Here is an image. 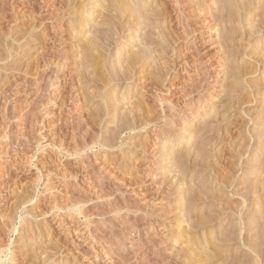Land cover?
Returning a JSON list of instances; mask_svg holds the SVG:
<instances>
[{
    "label": "rangeland",
    "instance_id": "1",
    "mask_svg": "<svg viewBox=\"0 0 264 264\" xmlns=\"http://www.w3.org/2000/svg\"><path fill=\"white\" fill-rule=\"evenodd\" d=\"M106 1L0 0V264H264V0Z\"/></svg>",
    "mask_w": 264,
    "mask_h": 264
},
{
    "label": "bare ground",
    "instance_id": "2",
    "mask_svg": "<svg viewBox=\"0 0 264 264\" xmlns=\"http://www.w3.org/2000/svg\"><path fill=\"white\" fill-rule=\"evenodd\" d=\"M96 1L98 2V0H96ZM103 1H105V0H103ZM130 1L132 2V0H107L106 3H108V6H109L112 10L116 11L117 14H118L119 12H122L121 14H123V13H126V14H127V13H128V14L131 15V14L134 13L133 15H136L135 12H137V9H138V10L140 9V8H139V5H138V7H137V4H136L135 6H136L137 8L135 9V8H134L135 6L133 7ZM133 1H134V0H133ZM101 2H102V0H100V3H101ZM134 2H136V1H134ZM106 3H105V6L107 7ZM136 3H137V2H136ZM142 3H144V2H142ZM230 3L232 4V2L229 1V5H231ZM234 4H235V3H234ZM234 4H233V5H234ZM94 5H95V4H94ZM140 5H141V4H140ZM144 5H145V3H144ZM154 5H155V4H154ZM142 6H143V5H142ZM234 6H236V5H234ZM234 6H233V7H234ZM132 7H133V8H132ZM154 7H155V6H154ZM231 7H232V6H231ZM96 8H97V7H96ZM100 8H101V6H100ZM102 8H103V7H102ZM146 8H147V6H146ZM146 8L144 7V9H146ZM234 8H235V7H234ZM104 9H108V8H104ZM132 9H134V10L132 11ZM144 9L141 8V10H144ZM210 9H211V8H210ZM235 9H236V8H235ZM237 9H238V8H237ZM240 9H241V8H240ZM240 9H239V10H240ZM243 9H244V8H243ZM245 9H246V8H245ZM96 10H97V9H96ZM101 10H102V9H101ZM109 10H110V9H109ZM135 10H136V11H135ZM146 10H147V9H146ZM216 10H217V8H216ZM218 10H219V9H218ZM248 10H249V9H248ZM102 11H103V10H102ZM105 11H107V10H105ZM110 11H111V10H110ZM131 11H132V12H131ZM134 11H135V12H134ZM144 11H145V10H144ZM144 11H143V12H144ZM233 11H234V10H233ZM237 11H238V10H236V12H237ZM88 12H89V11H88ZM139 12H141V11L139 10ZM147 12H149V11H147ZM147 12L145 11L144 13H147ZM239 12H240V11H239ZM239 12H238V14H239ZM259 12H260V11H259ZM262 12H263V11H262ZM106 13H108V12H106ZM109 13H110V12H109ZM109 13H108V14H109ZM141 13H142V12H141ZM141 13H140V14H141ZM234 13H235V12H234ZM234 13H233V14H234ZM83 14H84V13H83ZM83 14H82V15H83ZM110 14H111V13H110ZM114 14H116V13H114ZM121 14H120V16H121ZM126 14H124V15H126ZM128 14H127V16H129ZM137 14H139V13H137ZM140 14H139V15H140ZM147 14H148V13H147ZM147 14H146V15H147ZM149 14L151 15V13H149ZM240 14H241V13H240ZM84 15H86V14H84ZM124 15H122V17H123ZM141 15L144 16L145 14H141ZM141 15H140V16H141ZM153 15H154V14H153ZM235 15H236V14H235ZM258 15H260V14H258ZM263 15H264V14H263ZM86 16H87V15H86ZM89 16H90V15H88V17H89ZM94 16H95V15H94ZM94 16H91L92 19H94V18H93ZM100 16H101V15H100ZM103 16H104V15H103ZM109 16H110V15H109ZM111 16H113V15H111ZM120 16H118L116 19H118ZM127 16H126V17H127ZM147 16H148V15H147ZM147 16H144V17H147ZM160 16H161V15H160ZM261 16H262V15H261ZM84 17H85V16H84ZM104 17H105V16H104ZM122 17H120V19H121ZM124 17H125V16H124ZM130 17H131V16H130ZM134 17H135V16H134ZM134 17H131V19H133ZM137 17H138V16H137ZM137 17H135L134 20L137 19ZM148 17H149V16H148ZM158 17H159V15H158ZM214 17H216V16H214ZM233 17H234V16H233ZM259 17H260V16H259ZM113 18H115V17H113ZM138 18H139V17H138ZM140 18H141V17H140ZM140 18H139V20H140ZM142 18H143V17H142ZM257 18H258V16H257ZM89 19H90V18H89ZM127 19H128V18H127ZM127 19H126V21H127ZM131 19H130V20H131ZM143 19L145 20V18H143ZM147 19H148V18H147ZM151 19H152V17H151ZM260 19H261V17H260ZM263 19H264V18H263ZM90 20H91V19H90ZM90 20H89V21H90ZM111 20H112V19H111ZM254 20H255V19H254ZM261 20H262V19H261ZM135 21H136V20H135ZM146 21H147V20H146ZM82 22H83V21H82ZM84 22H85V21H84ZM114 22H115V21H114ZM127 22H128V21H127ZM130 22H132V21H130ZM253 22H254V21H253ZM256 22H257V21H255V23H256ZM261 22H262V21H261ZM263 22H264V20H263ZM108 24H109V23H108ZM129 24H130V23H129ZM129 24H128V25H129ZM100 25H101V24H100ZM124 25H125V24H124ZM147 25H148V24H147ZM151 25H152V24H151ZM151 25H150V26H151ZM254 25H255V24H254ZM258 25H259V23H258ZM260 25H261V23H260ZM104 26H105V24H104ZM115 26H116V25H115ZM256 26H257V24H256ZM261 26H262V25H261ZM84 27H85V26H84ZM116 27H117V26H116ZM124 27H125V26H124ZM152 27H153V26H152ZM259 27H260V26H259ZM154 28H155V27H154ZM116 29H117V28H116ZM118 29H120V27H119ZM260 29H261V28H260ZM260 29H259V30H260ZM238 30H239V29H238ZM96 32H97V31H96ZM218 34H220V33H218ZM165 36H166V35H165ZM219 36H220V35H219ZM84 37H85V36H84ZM91 39L93 40L94 38H91ZM91 39H90V41H92ZM85 40H86V38H85ZM85 40H84V41H85ZM94 40H95V39H94ZM165 40H166V39H165ZM88 41H89V40H87V43H89ZM94 42H95V41H94ZM96 42H97V41H96ZM96 42L93 43V41H92V43L90 42V43L88 44V46H87V43H86V44L84 43L83 45L87 46L86 48H85V46H83V47H84V51H89V50H91V49H93V50L95 51V49L99 46V45L97 44V47H96ZM83 47H82V48H83ZM100 48H101V47H100ZM102 49H103V48H102ZM96 50H97V49H96ZM146 50L149 51L148 48H146ZM141 51H142V50H141ZM141 51H140V52H141ZM89 52H90V51H89ZM100 52H101V50H100ZM87 53H88V52H86V54H87ZM90 53H91V52H90ZM92 53H94V52H92ZM143 53H144V52H143ZM145 53H146V52H145ZM145 53H144V54H145ZM99 54H100V53H99ZM101 54H102V53H101ZM140 54H141V53H140ZM140 54H138V55H140ZM147 54H148V53H147ZM102 55H103V54H102ZM93 56H94V55H93ZM98 56H99V55H98ZM136 56H137V55H136ZM96 57H97V56H96ZM104 57H105V56L103 55L102 58H104ZM137 57L140 58L139 56H137ZM147 57H148V56H147ZM98 58H99V57H98ZM98 58H96V59H98ZM105 58H106V57H105ZM129 58H130V57H129ZM131 58H132V57H131ZM142 58H145V57L142 56ZM142 58H141V59H142ZM99 59H101V58H99ZM99 59H98V60H99ZM141 59H137V58H136L135 60H136V61H138V60L141 61ZM102 60H103V59H102ZM126 60H128V59H126ZM135 60H134V58H133L132 61H131V59L129 60L130 62L127 61V62H129V63H128L129 67L132 68L133 65H134V66L138 65L139 61H138V63L136 62V63H137V64H136V63H135ZM142 60H143V59H142ZM93 61H94V60H93ZM127 62H126V63H127ZM135 64H136V65H135ZM126 65H127V64H126ZM136 67H137V66H136ZM136 67H133V69H135ZM124 68H125V67H124ZM126 68H128V67H126ZM126 68H125V69H126ZM131 68H128V70H131ZM125 69H124V70H125ZM121 71H122V70H121ZM126 71H127V69H126ZM124 72H125V71H124ZM124 72H123V74H125ZM104 73H105V72H104ZM104 73H103V74H104ZM127 73H128V72H127ZM131 73H132V72H131ZM106 74H107V73H106ZM101 75H102V74H101ZM130 75H131V74H130ZM130 75L128 74V78H130V77H129ZM97 76L99 77L100 75H97ZM108 76H109V75H105V76L102 75V76H100V78H101L100 81L106 82L105 85H107V83L111 81V80L108 81V79H109V78H107ZM111 82H112V81H111ZM102 84H104V83H102ZM105 85H104V86H105ZM108 85H109V84H108ZM108 85H107V86H108ZM231 93H233V92H231ZM227 97H228V96H227ZM230 98H231V97H230ZM232 99H233V98H232ZM228 101H229V100H228ZM226 102H227V101H226ZM227 106H228V105H227ZM213 109H214V108H213ZM217 109H218V108H217ZM225 109H227V108H225ZM211 110H212V109H211ZM211 110H210V111H211ZM214 110H215V109H214ZM214 110H213V111H214ZM218 110H219V109H218ZM216 111H217V110H216ZM214 112H215V111H214ZM223 112H225V111H223ZM220 113H221V115H222V111H221ZM212 114H214V113H212ZM217 114H219V113H217ZM219 115H220V114H219ZM219 115H215V116H217V118H218ZM215 116H214V117H215ZM222 117H223V116H222ZM224 118H225V116H224ZM214 119H215V118H214ZM194 120H195V119H194ZM221 120H222V119H221ZM213 122H214V121H213ZM217 122H218V120H217ZM191 123H192V122H191ZM193 123H194V122H193ZM206 123H207V122H206ZM204 124H205V123H204ZM190 125H191V124H190ZM203 126H204V125H203ZM206 127H207V126H206ZM200 128H201V127H200ZM197 131H200V130H197ZM202 131H205V130H202ZM202 131H201V132H202ZM206 131H207V133L209 132L208 130H206ZM194 132H195V131H194ZM196 133H197V132H196ZM203 133H204V132H203ZM209 133H210V132H209ZM194 134H195V133H194ZM186 135H187V134H186ZM192 135H193V132H192V133L189 132L188 136H186V137H184V138L187 139V140H188V139H191ZM187 140H185V141H187ZM188 141H189V140H188ZM188 148H189V147H188ZM188 148H187V150H188ZM190 151H191V150H190ZM188 152H189V150H188ZM199 157H200V156H199ZM197 158H198V157H197ZM196 160H197V159H196ZM214 160H215V159H214ZM205 161L207 162V159H205ZM210 161H212V160H210ZM214 162H215V161H214ZM214 162H213V165H214ZM220 162H221V161H220ZM220 162H219V163H220ZM230 162H231V161H230ZM208 163H209V162H208ZM217 163H218V162H217ZM219 163H218V164H219ZM226 163H227V162H226ZM228 164H229V163H228ZM228 164H226V165H228ZM234 164H235V163H234ZM220 165H221V164H220ZM222 165H223V164H222ZM231 165H233V164L231 163ZM231 165H230V166H231ZM206 166H207V165H206ZM206 166H205V167H206ZM230 166H229V167H230ZM235 166H236V165H235ZM215 167H216V166H215ZM215 167H213V168H215ZM226 167H227V166H226ZM219 168H220V167H219ZM231 168H232V167H231ZM233 168H234V167H233ZM223 169H224V168H223ZM223 169H222V170H223ZM218 170H219V169H218ZM230 170L232 171V169H230ZM212 171H213V170H212ZM224 171H226V170H224ZM227 172H228V171H227ZM160 173H163L162 170L160 171ZM222 173H223V172H222ZM228 173H229V172H228ZM223 174H226V173H223ZM229 174H231V173H229ZM220 175H221V174H220ZM225 176H226V175H225ZM227 176H228V175H227ZM231 176H232V175H231ZM212 177H213V176H212ZM214 177H215V176H214ZM214 177H213V178H214ZM222 177H223V176H222ZM217 178H218V177H217ZM217 178H216V179H217ZM231 178H232V177H231ZM231 178H229V179H231ZM259 178H260V177H259ZM220 179H221V177H220ZM226 179H227V178H226ZM229 179H227L228 181L226 180L228 183L230 182ZM231 180H232V179H231ZM214 181H215V178H214ZM220 181H221V180H220ZM226 181L223 179L221 183H222L223 185L226 184L227 187H228L229 185L227 184ZM212 182H213V181H212ZM204 183H207V182H204ZM209 183H210V182H209ZM218 184H219V183H218ZM218 184H217V185H218ZM232 184H233V183H232ZM213 185H214V184H213ZM226 185H224V186H226ZM183 186H184V185H183ZM224 186H222V187H224ZM230 186H231V184H230ZM233 186H234V185H233ZM222 187H221V188H222ZM227 187H226V188H227ZM191 188H192V187H191ZM221 188H220V192L222 191ZM224 188H225V187H224ZM226 188H225V189H226ZM232 188H233V187H232ZM189 189H190V188H189ZM193 189H194V188H193ZM197 189H199V188H197ZM202 189H203V188H202ZM206 189H207V188H205V191H206ZM213 189H214V188H213ZM213 189H212V190H213ZM216 189H217V187H216ZM216 189H215V190H216ZM225 189H224V191H225ZM227 189H228V188H227ZM227 189H226V190H227ZM194 190H195V189H194ZM200 190H201V189H200ZM212 190H211V191H212ZM192 191H193V190H192ZM192 191H191V192H192ZM183 192H184V191H183ZM183 192H182V193H183ZM200 192H202V191H200ZM200 192H199V193H200ZM208 192H209V189H208ZM217 192H218V191H217ZM186 193H187V192H186ZM186 193H185V195H186ZM196 193L199 194L198 192H196ZM215 193H216V191H215ZM215 193H214L213 196L211 197V198H213L212 200H214V202H215V200H216V201H217V200H218V201H224V200H225V198H224V194H220V193L218 194V193H217L218 195H216ZM222 193H223V192H222ZM190 194H191V193H190ZM192 194H193V193H192ZM202 194H203V193H202ZM209 194H210V193H209ZM209 194H208L207 196H209ZM200 195H201V194H200ZM205 195H206V193H205ZM205 195H203V196H205ZM211 195H212V194H210V196H211ZM191 196H192V195H191ZM193 196H195V193H194ZM180 197H181V196H180ZM201 197H202V196H201ZM205 197H206V196H205ZM227 197H228V196H227ZM185 198H186V197H185ZM189 198L192 200L191 197H189ZM197 199H198V198H197ZM208 199H210V198L208 197ZM223 199H224V200H223ZM227 199H228V198H227ZM182 200H184V199H182ZM193 200H196V199L194 198ZM202 200H204V199L202 198ZM202 200H201V201H202ZM205 200H206V199H205ZM205 200H204V201H205ZM184 201H185V200H184ZM184 201H183V202H184ZM201 201H198V202H201ZM185 202H186V201H185ZM189 202H190V200H189ZM194 202H195V201H194ZM212 202H213V201H212ZM216 203H217V202H216ZM220 203H221V202H220ZM225 203H226V202H225ZM220 205H221V204H220ZM182 207H183V206H182ZM221 208H223V207H221ZM225 208H226V207H225ZM227 209H228V208H227ZM182 210H183V209H182ZM221 210H222V209H221ZM234 210H235V209H234ZM234 210H232V211H234ZM211 211H212V210H211ZM190 212H191V211H190ZM213 212H216V211L214 210ZM213 212H211V213H213ZM218 212H219V211H217V213H218ZM225 212H226V211H225ZM230 212H231V211H230ZM230 212H229V213H230ZM238 212H239V211H238ZM240 212H241V211H240ZM259 212H263V211L260 210ZM192 213H193V212H192ZM196 213H197V212H196ZM201 213H202V212H201ZM203 213H204V212H203ZM223 213H224V212H223ZM229 213H228V214H229ZM232 213H233V212H232ZM194 214H195V213H194ZM198 214H199V213H198ZM213 214H214V213H213ZM215 214H216V213H215ZM221 214H222V213H219V214H217L216 216H220ZM235 214H238L237 211H236ZM199 215H200V214H199ZM199 215H197V216H198V218H197V220H196L197 222H195V223H197V224H198V222H199V217H201V216H199ZM202 215H203V214H202ZM208 215H209V214H208ZM212 216H213V215L211 214L209 219H207V218H200V219H201V222H199L198 225H201V226L204 225V227L206 228V225H207V224H210V223L212 224V223L214 222V220L216 219L215 217H214L215 219H214V218L211 219ZM226 216H228V215H226ZM235 216H236V215H235ZM202 217H203V216H202ZM220 217H223V215L220 216ZM230 217H231V216H230ZM240 217H241V216H240ZM194 218H195V217H194ZM217 218H218V217H217ZM190 219H191V220L193 219L192 216L190 217ZM187 220H188V219H187ZM216 220H219V219H216ZM226 220H227V219H226ZM188 221H189V220H188ZM193 221H195V219H194ZM193 221H192V222H193ZM220 221H221V220H220ZM220 221H219V222H220ZM189 222H190V221H189ZM263 222H264V221H263ZM263 222H261V223H263ZM186 223H187V222H186ZM191 224H193V223H191ZM232 224H233V223H232ZM232 224H231V225H232ZM250 224H251V223H250ZM192 226H193V225H192ZM195 226H196V225H195ZM195 226H194V228H195ZM207 226H208V225H207ZM232 226L235 227V225H232ZM236 226H238V230H239V233H240V231H242V223H241V221H239V223H238ZM249 226H250V225H249ZM261 226H262V225H261ZM262 227H264V226H262ZM199 228H200V227H199ZM230 228H231V227H230ZM178 229H179V227H178ZM231 229H232V228H231ZM235 229H236V228H235ZM248 229H249V228H248ZM262 229L264 230V228H262ZM211 231H212V230H211ZM223 231H224V230H223ZM223 231H222V232H223ZM225 231H226V230H225ZM227 231H229V230L227 229ZM229 232H230V231H229ZM178 233H179V232H178ZM180 233H182V230H181ZM183 233H184V232H183ZM209 233H210V231H209ZM209 233H207V234H209ZM215 233H216V232H215ZM225 233H227V232H225ZM221 234H222V233H221ZM181 235H182V234H181ZM189 235H190V233H189ZM209 235H210V234H209ZM209 235H206L205 238L207 239V238L209 237V239L211 238V240H212V238H214V235H213V234H211L210 236H209ZM226 235H227V234H226ZM256 235H257V234H256ZM258 235H259V234H258ZM238 236H239V235H238ZM193 237H194V236H193ZM217 237H218V236H217ZM217 237H216V238H217ZM221 237H222V236H221ZM221 237H220V238H221ZM250 237H251V236H250ZM252 237H253V236H252ZM222 238H223V237H222ZM237 238H238V237H236V239H237ZM239 238H240V237H239ZM239 238H238V239H239ZM184 239H186V238H184ZM188 239H189V237H188ZM188 239H187V240H188ZM218 239H219V237H218ZM231 239H233V238H231ZM219 240H220V239H219ZM234 240H235V239H234ZM250 240H252V239H250ZM184 241H185V240H184ZM188 241L191 243V245L193 244V247H194V246L196 247V248L194 247V249H192V252H191V253H194V254H195L194 256H202V255H203V252H202L201 250H200L199 253L196 251V250L199 249V246L197 245L198 241L195 240L194 238H190V240H188ZM220 241H222V240H220ZM229 241H230V240H228V242H229ZM213 242H214V241H213ZM231 242H232V241H231ZM247 244H248V243H247ZM217 246H218V245H217ZM251 247L253 248L254 246H251ZM256 247H257V248H256ZM218 248H219V247H218ZM215 249H216V248H215ZM219 249H220V248H219ZM250 250H252L253 253L255 254V258L252 260V261H253L252 263H253V264H257V263H258V258L260 257V248H258V246H255L253 249H250ZM223 257H224V256H222L221 253H220L219 251H216V250H215V251H213V254H212L210 257L208 256L206 259H207L208 264H214V262H218V261H220L221 263H223V262H224L223 260H226L225 257H224V259H223ZM256 260H257V261H256ZM255 261H256L257 263H256ZM201 262H202V260H201ZM221 263H220V264H221ZM252 263H250V264H252Z\"/></svg>",
    "mask_w": 264,
    "mask_h": 264
}]
</instances>
